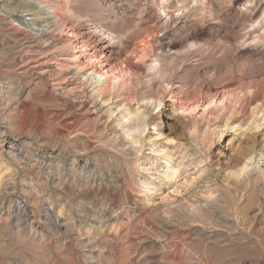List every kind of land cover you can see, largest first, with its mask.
<instances>
[{"label":"rangeland","instance_id":"1","mask_svg":"<svg viewBox=\"0 0 264 264\" xmlns=\"http://www.w3.org/2000/svg\"><path fill=\"white\" fill-rule=\"evenodd\" d=\"M0 264H264V0H0Z\"/></svg>","mask_w":264,"mask_h":264},{"label":"bare ground","instance_id":"2","mask_svg":"<svg viewBox=\"0 0 264 264\" xmlns=\"http://www.w3.org/2000/svg\"><path fill=\"white\" fill-rule=\"evenodd\" d=\"M21 5V4H20ZM32 7V6H31ZM30 8V7H29ZM24 9V8H23ZM36 14V13H35ZM32 15V14H31ZM17 16V15H16ZM40 17V16H39ZM53 17V16H52ZM37 19V18H36ZM42 19H43V17H42ZM41 21V20H40ZM52 21V20H51ZM34 22V21H33ZM36 22V21H35ZM49 23H51V22H49ZM35 24V23H34ZM46 24V23H45ZM42 25V24H41ZM77 33V32H76ZM36 35H37V33H36ZM39 35V34H38ZM41 35V34H40ZM44 35V34H43ZM49 37V36H48ZM42 40V39H41ZM47 40H48V38H47ZM46 41V40H45ZM28 42V41H27ZM39 44V43H38ZM34 46V45H33ZM87 48V47H86ZM97 48V47H96ZM104 48H105V46H104ZM98 49V48H97ZM102 49V48H101ZM89 50V49H88ZM98 51V50H97ZM104 52V51H103ZM102 54V53H101ZM105 55H107V54H105ZM92 57V56H91ZM79 58V57H78ZM102 58V57H101ZM94 59V58H93ZM109 59V58H108ZM100 60V59H99ZM97 61V60H96ZM100 62V61H99ZM106 63V62H105ZM108 64V63H107ZM110 64V63H109ZM82 67V66H81ZM47 71V70H46ZM49 71V70H48ZM105 72H106V75L104 76V79H107V78H109V77H111L112 75L109 73V71H108V69H106V70H104ZM50 72V71H49ZM95 77H94V79H96V81L95 82H99V80H100V78L103 76L102 74H99V73H95ZM115 78H116V76H114L113 78H112V82H111V84H110V91L112 90V89H115L116 87H117V84L115 83ZM117 78H119V76H117ZM107 82V80H105V82L101 85V84H98V85H96L94 88H96L97 89V91H99L100 89H102V86L105 84Z\"/></svg>","mask_w":264,"mask_h":264}]
</instances>
